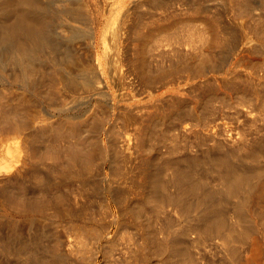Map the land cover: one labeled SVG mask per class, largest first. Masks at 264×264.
Masks as SVG:
<instances>
[{
    "label": "bare ground",
    "instance_id": "obj_1",
    "mask_svg": "<svg viewBox=\"0 0 264 264\" xmlns=\"http://www.w3.org/2000/svg\"><path fill=\"white\" fill-rule=\"evenodd\" d=\"M102 4L110 8L111 12L113 11L108 19L103 16ZM214 24L219 34H215L216 38L213 36L211 38L220 43L222 48L220 51L223 53L220 56L224 55L222 58L225 60V64L231 63L230 67L233 69L231 72L239 69L238 66L235 67L237 63L241 65L246 60L250 63L252 59L254 60L252 57L257 54H261V57L264 56L262 55L264 54V0H0V86L13 79L22 87V92L14 99L0 95L1 110L4 109L7 112L5 115L8 119L4 118L7 120L5 121L6 125H0V204L7 205L8 201H14L12 193L10 194L12 184L23 185L24 189L22 190H25V195L32 197L35 191L32 190V193L27 191L28 183L36 185L34 189L43 193L55 190L69 181H80L82 184L85 183L84 185L90 184L91 180H87L89 177L86 178V176L90 172L93 160L96 158L98 161L99 159H97V152L102 153V162L107 154L105 144L100 138L102 123L98 119L100 113L97 114V109H94L88 116L95 122L92 119L90 121L87 117L83 121L66 126L64 124L60 129H56L36 106L35 94L40 93L49 97L54 94L59 100L61 99L58 106L70 107L82 99L96 95H103L107 99L108 83H112L115 93L112 96L110 94V102L115 105L116 99L121 101L122 98H132L131 91H134L136 86H139L140 90H144L143 92L148 94V98L153 97L152 94L155 93V88L158 89L159 84L170 80L167 78H171L174 71L181 70L185 75H181L182 73L180 75L185 76L189 81L193 77H198L196 85L193 83L187 86L191 91L196 87L201 90L202 94L199 100L202 104L200 103V105L207 107L212 97L216 98L218 94L216 93L217 89L210 90L207 87V85L209 87L211 85L207 84V80L209 82L210 79V77L207 79V75L212 72L211 69L216 67L214 62H212V66H209L213 58H216L214 56L210 61L215 52L212 50L214 52L211 54L212 45L210 47V44L219 45L212 42L213 40L210 43L209 31L215 30ZM210 26L211 30H209ZM214 32L216 33V31ZM82 44L85 46L84 48H82ZM217 55L219 56V54ZM208 56L210 63L207 61ZM262 58L261 60L264 61ZM219 68V72H221L223 68L221 69L220 66ZM246 68L248 69L247 66ZM255 69L257 68L255 67ZM236 72L240 77L245 75L247 78L250 77L249 85H253L252 82L261 83V78L259 80L260 76L258 77L256 73V76H251L250 73L248 74L249 71H245L247 73ZM193 73L196 75L194 76ZM229 73H226V78L221 77L224 85L231 83L230 79L234 77L228 78L227 74L229 75ZM213 80L210 82L213 83ZM261 84L264 85V83ZM212 85L217 86L215 81ZM249 85L248 87H250ZM253 86L250 89H252V93L254 92L253 98L256 99L250 101L253 98L250 96L251 94H247L250 96V105L244 108V113L251 118L253 123L249 121L251 123L249 127H253L254 132L246 128L248 125L245 127L246 122L240 121L239 112H237L239 110L232 109V107H238L237 102L234 103L237 106L230 104L229 98L227 99L226 96L224 100L227 99L228 101H225L228 103L224 102L222 106H219L218 112L211 109L209 112L208 110L207 116L204 114L205 118L194 111V107L191 105L192 98H189L188 94L186 97V95L177 93L168 95V99H166L167 95L163 96L166 97L163 103L161 98L159 104L154 101L155 105H150V107L148 105L149 108L144 107L145 109L142 108V111L140 109L141 112L136 110L137 114L132 113L129 109L131 115L134 114L132 116L129 111L121 112L125 115L122 116L124 117L123 130H126L123 150L129 156H135L136 159L134 163L123 162L129 165L124 168H128L129 172H135L131 186L135 192V198H139L141 205L151 203L155 207L156 205L164 209L169 207L171 209L167 211V214L171 215L173 212L172 214H177L180 218L182 216V220L187 226L192 218L196 219L194 223L190 222L189 230L199 232L198 234L202 237H206L204 232L211 229H215L216 231L213 232H217V234L222 231L223 225L219 224L222 220L219 216L220 205L228 197L237 199L235 209L240 213L244 212L247 202L251 201L253 206L255 205L261 210L260 212L264 210V172L261 169L257 171L258 167L255 170L249 169L248 171L247 168L245 170L241 163L235 162L236 159L242 163L246 162L244 158H249L256 151L264 153V135H262L264 133L257 135L258 137L254 136L259 133L257 131L264 130V108H262L264 106L261 109L259 108L261 105L258 107V97L261 95L264 97V92H262L264 88L261 89L262 91H258ZM228 87L227 89H230ZM210 88L212 89V87ZM244 90L242 88V91ZM237 92L236 95L239 96L241 89ZM243 93L245 92H241V95ZM260 93L262 94L258 95ZM4 101L11 106L4 105ZM207 108L205 109L207 110ZM242 108L239 109L244 111ZM212 109L215 110V108ZM232 110L235 111L231 112ZM217 117L220 118L218 120H226V122L230 118L233 119L234 127H230L227 131V138L220 137L223 140H219L217 136L218 140L213 141L211 145L202 147L204 138L201 131L194 130L193 132H196V135L193 133L196 140L194 144L196 147H200L199 153L194 156L175 158L176 161L162 157L157 162V157L161 154L158 146L160 139L169 141L167 147L165 145L166 150L176 149L178 147L176 132L185 120H193L197 124L205 122L207 126L211 124L210 127L213 128L217 125V119H215ZM164 123L165 125L167 123L166 128H160V125H164ZM220 129L222 130V127ZM57 131H62L63 135L59 133L63 138L69 133L72 134V137L73 134H80L79 138L85 137L81 139L87 140L86 143L91 146H88V150L86 148L87 151L83 152L81 148L83 144L80 142L81 144L77 145L78 148H75L77 147L75 144L74 148L77 151L69 149L71 153L67 152V157L63 153L62 157L55 158L56 161L52 158V161L55 162L50 163L53 165L47 167V174L37 173V169L34 167H38L39 163L33 159L35 158L33 156L34 144L38 140H42L45 135H54ZM180 133L182 134V132ZM60 134L58 138H61ZM55 138L57 139V137ZM152 140L155 142L150 143ZM86 145L84 144V146ZM253 155L255 154L253 153ZM234 158H236L235 161ZM182 163H185V167L181 165ZM57 165L60 167L58 171ZM116 166L120 165L117 163ZM166 170L170 171L164 174ZM8 185L11 186V189H8ZM46 194L45 196H47ZM25 201L26 198L23 200L24 203L20 205L17 203L13 207H20L22 211L40 208L38 207L39 200H36L38 204L31 200ZM131 211L133 210L128 212L131 213ZM237 221L239 223L240 220ZM14 222L5 225L4 222H0L2 223V225L0 224V256L23 255L26 258L25 264H44L43 259L49 254L46 251L38 250L37 242L41 237L36 235L35 238L38 237L39 240H34L33 236L36 233L32 235L30 229L29 233L24 236L19 223ZM245 227L240 230L243 235L251 228L247 225ZM252 230L250 231L252 232ZM213 232H210L209 235ZM147 234L148 236L146 239L144 237L143 242H146L145 245L152 248L155 253L160 254L163 251L168 255L177 253L176 244L178 242L171 239L169 233H165L166 237L162 241L156 237L154 232H147ZM199 235L197 237H200ZM243 238L247 239V242H242L246 247L245 250H250L249 256L239 260L240 258L233 254L235 252L227 251V260L224 259L226 255L219 258V261H214L213 264H221L222 260H224V264H250L251 261L258 258L261 250L260 246H257L259 244L256 245L255 238H250V235L249 238L247 236ZM229 245L231 244L229 243ZM234 255L238 258V262ZM53 256L49 255V257ZM47 264L50 263L47 262Z\"/></svg>",
    "mask_w": 264,
    "mask_h": 264
},
{
    "label": "rangeland",
    "instance_id": "obj_2",
    "mask_svg": "<svg viewBox=\"0 0 264 264\" xmlns=\"http://www.w3.org/2000/svg\"><path fill=\"white\" fill-rule=\"evenodd\" d=\"M104 4H105V2H104ZM104 4L101 5V9L104 10V12H103L104 18L108 19L113 11L111 12L109 10L110 8L106 7ZM187 17H188V15H187ZM245 20L248 21V19H246V18H245ZM210 22H212V21H210ZM215 26L216 25L214 24L213 28H215V30L212 29L211 26L209 28V30L212 29L211 32L209 31V35H210V39H211L210 43L213 40L212 42L217 43L219 45L214 46L216 44H213V43L210 44V47L212 45V47H211L212 53L211 54H213V52H214L212 50H215V52L211 56V59L209 57L211 55L210 54L208 56V60H207L210 63V61L212 60V58L214 56L217 58V59L213 58V60L211 61V65H209V63L207 62L209 66H212L213 65L212 62H214V64H216L215 69L217 68L216 70L211 69L212 72L211 73L209 72L207 75L208 76L207 79L209 77H210V79H211V77H213L212 78V79H214L213 83L215 81V84L217 85V86H213L212 85L213 83H211L212 79L211 80L209 79V82L207 80V84L210 83L211 84L210 87H212V89L209 87V85H207V87L210 90L217 89L216 93H218L216 98L212 97L211 102H209V104L212 103V104H210L211 108L209 107V104H207L208 108L206 107V105H200L201 102L199 100V97H201L202 93H201V90L198 89V87L193 88L194 91L193 90L191 91L188 88L189 86H187L189 84L192 85L193 83L196 85L197 81L199 80L198 77L197 76H196V78L193 77V79H191L189 81L188 79L185 78V76H181V75H185V74H183L184 72L183 73L181 72V70H179V72L174 71L173 76H171V78H167V80L168 79H170V80L166 81V79H165V81H166L165 83L159 84L158 89L155 88V90H154L155 93L152 94L153 97L148 98L149 97L148 94L146 92H143L144 90H140L141 88L139 86H136V87H134L136 89H134V91H131L133 99L132 98H130V99L122 98L123 100H121V101L120 100L117 101V99H116L115 103H114L115 105H113V102H110V94L112 96V94L115 93V90L112 86V83H108V89L109 90H108V92H106L107 93V99L105 97H103V95H96V96L90 97L88 99H82L79 102L75 103L74 105H71L70 107L58 106V104L61 103L60 102L61 99L59 100L58 97L55 96L54 94L50 95L52 97H49L48 95L43 96L40 93L35 94V99H36L35 101H37L36 106L42 111L43 116L45 118H48L53 123L54 128H56V129H58V128L60 129V127H63L64 124H65L64 126H66V125H70L71 123L73 124L76 122L83 121L89 116V114L94 109H97V114L100 113L99 116L97 115L98 117H100L98 119L102 123V125H100L101 123L98 122V123H100L99 125L102 127L100 138H102V140L105 144V149H106V153H107L105 158H104L105 159L104 162H102V160H101V154L102 153L97 152V156H98L97 159L98 158L99 159L97 161L95 158L94 159L95 161L93 160V163H92L93 165L90 164L91 165V168L89 167L90 172H89L88 176H86V178L89 177L87 180H91V182H89L90 184H87V185H84L85 183L82 184L80 181H77V182L76 181H69V182L64 183L61 187H59L55 190H52V191L48 190V192H45V193H43L41 191L42 192L41 193L40 190L34 189V188H36V185H32V184L28 183L31 186L28 185L29 188H27V191L30 193H32V190L35 191V193L33 194L34 195L33 197L31 195H25L26 194L25 190L24 191L22 190V189H24V188H22L23 185L12 184V187L8 185L9 186L8 189L10 187L12 188V189L10 188L12 190V191H10V194L12 193V197L14 198V201H12V199H13L12 198L11 199L12 202L8 201L6 203L7 205L0 204V222L1 221L4 222L3 224L5 225V224H12L10 222L15 221V222H17V224L19 223L18 225L21 226V227L20 226L19 227L22 229V231H23L22 234L24 236L27 235L26 233H29L28 230L30 229L31 230L30 232L32 233V235L34 233H36V234H34L35 236H33L34 240L38 239V237L39 238L41 237L40 240L38 239L39 241L37 242L39 244V245L37 244V246H39L38 250L40 252L46 251V252H48V254L50 256L54 255L53 257H49V255H48L46 258H44L43 259L44 264H47V262H49L50 264H51V262H53V264H213L214 261H219L218 260L219 258H223V256L225 257L228 254L227 251L235 252L233 254L237 255V257L240 258L239 260H243L247 257L248 254L250 255V253H249L250 250L249 249L245 250L246 247H245V245H243V242H245V241L247 242V239L246 238L244 239L243 237L247 236V238H249V235H250V238H253V239L255 238L254 240L256 242V245L259 244L257 246L258 247L260 246L259 248L261 250L260 256L258 258H256L255 260H253V262L251 261L250 264H264V215H262V214H264V210H262V212H260L261 210L259 208H257V206H255V205H254L255 207L253 206L252 201L250 203L247 202L244 212L240 213V211L238 212V210L235 209V206H237V204H236L237 199L234 200V198L228 197L224 201V203L222 205H220L219 216H220V219H222V220H220L219 224L223 225L222 227L220 226L222 231H220V234L219 233L217 234V232H213V231H216L215 229H211L210 231L204 232V235L206 237H204V236L202 237V235L200 236L198 234L199 232L194 231V230L193 231L189 230V224L194 223L196 219L193 220V218H192L189 221L188 226H187L185 221L182 220V216L180 218L179 215L177 216V214L176 215L172 214L173 212L171 213V215H169V213L167 214V211L168 210L170 211V209H171L169 207L168 208L166 207L164 209V208H160L159 205H156V207H155V205H153L151 203H146L144 206L141 205L139 203L140 201L138 200L139 198L138 197L135 198L136 195H134L135 192L131 186V181L135 175V172H129L128 168L127 169L124 168V166L125 167L129 166L127 163H134V161L136 159H135V156H133V155L129 156V154L124 152V150H123L124 149L123 143H125L124 137L126 136L125 135L126 130L125 131L123 130V127H124V125H123L124 117L123 116H125V115L121 114V112L122 113H124L125 111L130 112L129 109H131L132 113L135 112L137 114L138 111L141 112L143 109H145L144 107H147L148 105H149V107H150V105H152V106L155 105L154 101H155V103L159 104V103H161L160 101L162 100V103H163L164 100L169 98L168 95H170L172 93H177L180 95H186V97L189 95V98L191 97L192 101H193L191 105H193L194 111L196 113L200 114L202 117L204 116V118H205V115L207 114L206 112L208 110H209V112H211V110L218 112V109L220 108L219 106H222V104H224V102H227L229 100L230 104H233L234 106L236 104L238 105V107H232V109L236 108L239 110V111H237V112H239L238 113L239 119H240V121H242V123L246 122L245 127L248 125L246 128L251 129V131L254 129L252 126H251L252 128L249 127L250 124L253 122L251 121V118L244 113L245 112L244 108L247 107L248 105H250L249 103L251 100L253 101L256 99V98H253L254 92L252 93L251 92L252 89H250V87H252L255 84V82H252V83H254L253 85H249L251 83V81L248 80V79H250V77L247 78L246 75L240 77V76H238V74H236L237 73L236 71H238V72L242 71L243 73L245 71H249L248 74L250 73L249 75H251V76H256V74H257L258 77L260 76L259 80L261 78V83H264V82H262V81H264V80H262V78H264V76H262V75H264V66H262V65H264V63H262V62H264V61L261 60V58L264 56L261 57L260 56L261 54L260 55L257 54V56L255 55L254 57H252V58H254V60L252 59V61H250L251 64L249 63L248 60H246V61L249 64L246 61H244V63H241V65H238L239 63H237V65L235 67L238 66L239 69L236 70V68L233 67L236 70V71H233L234 73L236 72L235 75H233L234 73L231 72V70H233V69H231L232 67H230L231 63L225 64V60L222 58V57H224V55L220 56L221 54H223L220 51V50H222L220 43L215 42V40L213 38H211L212 36L214 38H216L215 34H217V35L219 34V33H217ZM214 31H216V33ZM213 46H214V49H212ZM84 47L85 46H83V44H82V48H84ZM60 49H62V48H60ZM217 49H218V51H217ZM217 54H219V56ZM262 55H264V54H262ZM258 56H259V58H258ZM255 57H257L256 61H255ZM209 59H210V61H209ZM215 59H216V63H215ZM262 59H264V58H262ZM253 62H254V65L256 64L258 67L252 65ZM260 62H261V64H260ZM218 64H220V65H218ZM221 64H222V66H221ZM223 65H225L224 66L225 68L223 67ZM242 65H243V68H242ZM249 65H251V66H249ZM219 66L221 67V69L223 68L222 71L220 70L222 73L219 72V69H220ZM246 66L248 67V69L246 68ZM255 67L257 69H255ZM229 68H230V70H229ZM227 72L228 73L230 72L229 75L227 74L228 78L234 76L233 78L230 79L231 83H227V84H229L228 86L230 87V89H227V87H228L227 84L224 85L222 82V78H221V77L226 78ZM180 73H182V74L180 75ZM245 73H247V72H245ZM193 75L195 76L196 74L193 73ZM249 75H247V76H249ZM235 78H238L240 80H238V79L235 80ZM226 82H228V81H226ZM221 83H222V85H220ZM261 83L260 84H259V82H258V84L256 83L255 86H253V88L255 87V89H257L258 91L261 90L262 88H264V85H262ZM245 85H247V86H245ZM248 85L250 87H248ZM258 85H261V86H258ZM238 88L241 89V92H245V93L248 92V93H246V94L243 93L241 95V92H239L240 95L237 96L236 94L238 93L237 92L239 90ZM242 88H243V90L245 88L246 91L245 90L242 91ZM262 90H264V89H262ZM10 92L12 94H9ZM21 92H22V87L18 84V82H16L13 79H11L5 85L0 86V95H4L10 99H14L15 96L18 97V94H20ZM197 92H200V93L198 94ZM262 92H264V91H262ZM234 93L236 96L234 95ZM196 94L199 96H197ZM247 94H249V95L251 94L250 96H252L253 99H250V96ZM261 94L262 93H260L258 95H261ZM222 95H224V96L222 97ZM163 96H166L167 98L163 97ZM225 96L227 97V99L229 98L228 100L225 99L227 101L224 100ZM244 96L247 97L248 99L247 98L245 99ZM55 97H57V98H55ZM221 97L223 98L224 101L221 100L222 99ZM236 97H238V98L236 99ZM157 99H159V100H157ZM244 99H245V101H244ZM249 99H250V101H249ZM258 99H259L258 100V104H259L258 107L261 105L259 107L261 109V107L264 106V97H262V95H261L258 97ZM116 101H117V103H116ZM157 101H159V102H157ZM221 101H223V102H221ZM235 102H237V103L234 104ZM254 103H255V101H254ZM6 104H7V102L5 103V101H4V105H6ZM7 105L11 106V104H7ZM242 105H244V106H242ZM120 106H122L123 108ZM149 107H147V108H149ZM203 107L207 108V110ZM241 107H243L242 110H244V111H241V109H239ZM1 108H2V105L0 104V120H3L0 122V125L1 124L6 125L7 122L5 124V121H7L8 119H7V115H5V113L7 114V112H5L4 109L1 110ZM132 108H134L135 110L134 109L132 110ZM212 108H215V110ZM262 108H264V107H262ZM140 109H141V111H140ZM136 110H138V111H136ZM203 110L205 111V113H203L204 112ZM234 111L235 110H232L231 112H234ZM1 112H2V114H1ZM130 115H131V112H130ZM132 115H134V114H132ZM1 116H3L2 119H1ZM94 116H95V114H94ZM97 116H96V118H97ZM219 117L215 118V119H217V121H216L217 125H215V127H213V128L210 127L211 124H210V126H207L205 122L202 124H197L196 121L185 120L183 125L181 127H179L180 130L178 129L176 132V135H177L176 141L178 144V147L176 149H174L173 151L166 150V147H167V144L169 143V141L160 139L158 146L160 148L161 154L157 157V162L159 160H161L162 157H166V158L171 159V160L174 159V161H176L175 158H178V157L180 158L181 156H183V157L184 156L185 157L194 156L195 154L199 153L200 147H198V146L196 147V144H194V142L196 141L195 136H194V134L196 135V132H193L194 130H200L201 131L202 137L204 138V143H203L202 147L205 145H211L213 143V141H215V140H218V139L223 140L224 138H227V134H228L227 131L230 129V127H234L232 124L233 119L230 118V119H228L229 121L226 122V120H224V121L218 120L221 118V117L220 118ZM4 118L7 120H5ZM96 118H95V120H96ZM91 119H90V121L93 120V122H95L94 119H92V120ZM121 119H123V120H121ZM247 119H249L248 122H247ZM96 121H98V120H96ZM230 121H232V122H230ZM88 122H89V120H88ZM258 124H260V123H258ZM4 125H2V126L4 127ZM166 125H167V123H166ZM166 125L164 123V125L163 124L160 125V128H162V129L164 127L166 128ZM86 127L88 128V125ZM86 127H84V128H86ZM221 127H222V130L220 129ZM181 128L182 129L185 128V129L182 130ZM56 129H55V131H56ZM190 130H191V132H190ZM215 130L218 132H216ZM254 130H253V132H254ZM59 132L62 133V131H59ZM59 132L58 131L56 132V134L58 133L57 135L55 133H54V135H52V134L48 135L47 134L43 137L42 140H38L34 144L35 150L33 152V156L35 158H33V159L36 160L35 161L36 163H39L38 167L37 166L34 167L35 169H37L36 170L37 173L42 172L44 175L47 174L48 173L47 167L53 165L50 163H54L56 161L55 158L62 157L63 153H65V157H67L66 155H68V153L70 154L71 151H77L75 148L79 147V146H77L78 144L79 145L81 143L83 144L84 148L81 147L83 149V152L86 150V148L88 150V148L91 146L88 143H86V142H88L87 140L85 141L84 139H81V138H85V137L79 138L81 136L80 134H76V135L73 134V137H72V134L69 133L71 135L70 136L67 132H64V133H67L68 136H66L64 134L65 137L63 138V136H62L63 133L61 135ZM180 132H182L183 135ZM257 132H259V133L254 135L256 137H258L257 135L264 133V130H262L261 132L259 130ZM59 134H60L61 138L60 137L58 138ZM262 135H264V134H262ZM55 137H57V139ZM220 137H222L223 139H221ZM71 138H73V139H71ZM214 138H216V139H214ZM75 139L78 141H76ZM83 140H84V143H83ZM75 142H77V143H75ZM152 142H155V140L150 141V143H152ZM75 144L77 147H75ZM84 144L85 145L88 144V145H86L87 147L84 146ZM69 145L72 147H70ZM122 145H123V147H122ZM165 145H166V147H165ZM69 149H71L70 152H69ZM73 149H75V150H73ZM89 151H90V149H89ZM259 152L262 153L261 151H256V152H253L255 155H253V153H252L249 156V158L248 157L244 158V160L246 162L242 163L241 161H237L236 158H234V161L236 159L235 162L241 163L243 168L244 169L247 168L248 171H249V169L255 170V168L256 169L259 168V170H257V171H260V169H261L262 172H264V159H262V158H264V153L260 154ZM52 158L55 159L54 162L52 161L53 160ZM123 162H127V163H123ZM117 163L120 166H116ZM122 164H124V165H122ZM184 164L185 163H182L181 165L184 166ZM258 165H260V166H258ZM251 167H253V168H251ZM56 169L58 171V170H60V167L57 165ZM168 171H170V170L164 171V174L168 173ZM215 183L217 184V182H215ZM108 184H110V185H108ZM108 186H109V188H108ZM19 189H21V190H19ZM45 194L47 196H45ZM49 195H50V198H49ZM24 197L26 198L25 202H29L30 200L32 202H34V201L36 202V200H39L38 203H40L41 206L42 205L43 206L41 207L40 204H38L36 202V204L39 205L38 207H40L37 210L35 209V210L22 211L20 207L14 208L13 206L16 205L17 203L19 205L24 203L23 202V200L25 199ZM32 198H34V200H32ZM20 199H22V200L20 201ZM15 201H17V202H15ZM13 202H14V204H13ZM44 203H45V205H44ZM151 205H153L154 207ZM17 208H20V209H17ZM152 209H154V210H152ZM127 210L128 211L133 210V211H131V213H129ZM237 212H238V214H236ZM154 218H156V219H154ZM176 219H178V220H176ZM235 219H236V221H234ZM167 220H168V222H167ZM237 220H240V221L242 220V221L241 222L239 221V223H238ZM168 223H169V225H168ZM0 224L2 225V223H0ZM241 224H242V227H241ZM245 225L250 226L251 228L249 230L245 231L244 235H243L242 232L240 233V230L243 229V227H245ZM150 227L152 230L150 229ZM162 227H164V228H162ZM255 228L257 229V231ZM39 229H41L42 231L41 230L39 231ZM251 229H253L252 232L250 231ZM249 231L251 232V234L254 233L253 234L254 237H252L253 235H251L249 233ZM44 232H45V234H44ZM147 232L148 233L154 232L156 237L158 239H160L161 241L163 238L166 237V234L169 233L170 238L178 242V244H176V249H178L177 253L176 254L174 253L175 255L174 254L168 255L164 251L160 254L155 253L152 248L145 245L146 242L145 243L143 242L148 236ZM210 232H213V233L211 235H209ZM42 234L44 235V237ZM36 235L38 236L37 238H35ZM198 235L200 237H197ZM228 236H230V237H228ZM144 237H145V239H144ZM237 238H239V239L241 238V239L239 240ZM201 239H202V241H201ZM237 240L239 243L237 242ZM220 242H222V243H220ZM229 243L231 245H233V244L234 245L231 246V245H229ZM222 246H223V248H222ZM235 246H236V248H235ZM180 254H181V256H180ZM235 255H234V258L238 262L239 260ZM167 256H169L170 258ZM39 257H40V255H39ZM165 257H166V259H165ZM227 257H228V255L224 259L227 260ZM167 258H169V260L166 263ZM24 260L26 261V258L23 255L17 256V255L9 254L6 256H0V264L1 263L2 264H25ZM179 261H180V263H179ZM223 261L224 260L221 261V264H224ZM27 264H31V263H27Z\"/></svg>",
    "mask_w": 264,
    "mask_h": 264
}]
</instances>
